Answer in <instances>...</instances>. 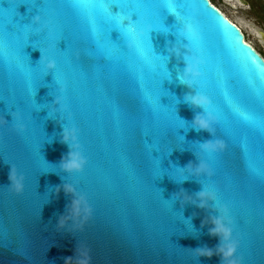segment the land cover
<instances>
[{"label":"water","instance_id":"water-1","mask_svg":"<svg viewBox=\"0 0 264 264\" xmlns=\"http://www.w3.org/2000/svg\"><path fill=\"white\" fill-rule=\"evenodd\" d=\"M19 2L0 0V264H221L196 250L218 246L209 229L222 203L239 264H264V60L239 29L208 0H36L42 21L28 36L50 20L72 39V52L58 56L43 37L25 36L21 59L8 31ZM114 4L128 14L106 15ZM17 11L22 24L37 14L23 5ZM173 47L180 58L169 54ZM40 50L62 73V92L52 71L34 88L27 64H38ZM184 55L200 61L191 87L177 78ZM198 93L211 100L214 135L192 127L203 110L184 98ZM57 96L64 108L56 114ZM175 112L176 126L184 123L176 131ZM72 127L88 164L69 174L59 164L69 152L64 129ZM214 138L224 150L204 157L198 145ZM200 159L211 177L178 174ZM154 167L161 169L155 178ZM11 168L23 177L19 194L10 188ZM66 185L86 196L90 216L70 214ZM208 185L218 200L198 207L196 194Z\"/></svg>","mask_w":264,"mask_h":264},{"label":"clouds","instance_id":"clouds-1","mask_svg":"<svg viewBox=\"0 0 264 264\" xmlns=\"http://www.w3.org/2000/svg\"><path fill=\"white\" fill-rule=\"evenodd\" d=\"M35 24H40V19L37 17L34 21ZM191 26L186 25L183 29V36L187 39V35L191 33ZM170 55H175L180 58L181 52L179 48L173 47L169 50ZM185 70L182 74H178V79L181 83L192 86L194 82H197L200 77L199 65L200 61L189 55H184ZM43 67L46 71L54 72L56 70V63L54 60H45L43 62ZM61 92L63 89L60 90ZM185 102L194 108L202 109V113H198L193 121L192 127L199 131H206L210 135H214V125L218 123L217 117L209 111L211 108V100L203 93H198L195 95H188L184 98ZM54 105L56 114L61 112L64 108L62 98L57 96ZM5 123V121L0 118V124ZM20 131H24L22 124L18 125ZM62 142L69 145L68 154L61 160L59 167L62 171L66 173H82L86 168L88 161L82 154L80 150V145L78 142V132L72 128H65L62 135ZM199 153L204 157L211 156L222 152L225 148V144L222 140L211 139L205 141L203 144L198 145ZM187 171L190 175L207 176L211 177L214 173L210 165L207 163L206 159H200L197 166H189L186 170H180L178 174L184 177V172ZM185 178V177H184ZM11 182V190L19 194L23 191L24 182L23 177L16 173L12 168L9 175ZM66 193H72L74 199L72 201V206L70 209V214L72 216H79L83 214L85 217L90 216L92 209L88 203L86 196L82 194L75 193V190L71 186H65ZM59 191V190H57ZM184 202L195 203L191 197L183 195ZM196 200L199 201L198 207H207L208 201L217 202V193L212 185L206 186L201 192L196 194ZM217 211L219 215L211 219L212 227L209 229V234L211 236L217 237L219 240L218 246L215 249L201 248L197 249L196 252L199 257L211 258L216 255L220 258L221 264H239L237 258L238 251V241L234 239V228L233 220L231 217L230 209L226 204H219Z\"/></svg>","mask_w":264,"mask_h":264},{"label":"snow or ice","instance_id":"snow-or-ice-1","mask_svg":"<svg viewBox=\"0 0 264 264\" xmlns=\"http://www.w3.org/2000/svg\"><path fill=\"white\" fill-rule=\"evenodd\" d=\"M21 5H23L24 7H26L28 9L29 14H31L34 9L36 10L37 14L34 16L31 23H28V24H22L21 23V21L24 19V17H20L19 12L17 11V9ZM11 7L14 10L10 16V23L8 25V31H9V28L11 27L12 31H9V33H11L19 41V44H20V47H18V49H17L18 55L21 57V59H26V57L23 55L24 38H25V36H28V30H29L30 26L33 25V23L37 17H39L40 21H42V16L40 14V7L41 6L36 2V0H20L19 3L13 4V5H11ZM113 7L119 9L120 11H118L117 13L114 14L112 11ZM129 8L133 9V16L136 17V13L134 11L135 8L132 6H128V9ZM121 12H124V14H128V10L125 9L124 4H114V5H111L110 7L106 8V10H105V14L112 17L114 20L119 19ZM14 18H19V19H14ZM153 27L157 31H162V32L167 31V29L162 24H159V23L154 24ZM189 36L191 38V33H189ZM30 37H38V39H36V41L40 40L43 37L47 41V44L54 50V53L57 54L58 56H63V57L68 59L71 55L72 46H73L72 39L70 37H68L65 33H63L62 31L58 30L57 27L55 26V24L50 20L44 21L43 26L41 28L36 29L35 32H33L30 36H28V38H30ZM61 40H64L65 44H66V47L63 51H61L60 48L58 47L59 42ZM40 52H41V59L36 66L32 67V66H30V63L27 64V70L33 79V86L35 89H37L40 86H43L44 77L49 74L48 71H46L44 69V67H42L43 54H42L41 50H40ZM56 69H57V67H56ZM53 78H54L55 83L59 86V90L63 89L64 79H63L62 73L57 72V70H55L53 72ZM161 84L162 83H160L158 85L159 88H161ZM161 96L159 97V102H160ZM170 100H171V104L173 106V100L171 98H170ZM29 102H31V100ZM172 106L166 107V108L171 109ZM170 115H172V114L170 113ZM175 118H177L176 112H175L174 117H173V122H170V127H172L176 131L178 128L184 127V123H183V121L179 120V127H177L176 123L174 122ZM160 171H161V169L159 167H154L150 175L153 178H155L160 174ZM177 172H179V170H177Z\"/></svg>","mask_w":264,"mask_h":264},{"label":"flooded vegetation","instance_id":"flooded-vegetation-1","mask_svg":"<svg viewBox=\"0 0 264 264\" xmlns=\"http://www.w3.org/2000/svg\"><path fill=\"white\" fill-rule=\"evenodd\" d=\"M264 60V0H208Z\"/></svg>","mask_w":264,"mask_h":264}]
</instances>
